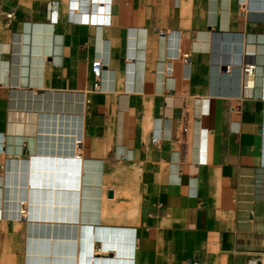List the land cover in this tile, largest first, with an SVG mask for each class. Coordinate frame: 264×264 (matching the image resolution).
Segmentation results:
<instances>
[{
	"label": "crops",
	"instance_id": "1",
	"mask_svg": "<svg viewBox=\"0 0 264 264\" xmlns=\"http://www.w3.org/2000/svg\"><path fill=\"white\" fill-rule=\"evenodd\" d=\"M1 1L0 264L56 244L77 264H264V0H111L103 25L69 0ZM75 153L79 186L57 195ZM33 159L50 182L34 197L61 198L46 218L29 216Z\"/></svg>",
	"mask_w": 264,
	"mask_h": 264
},
{
	"label": "bare ground",
	"instance_id": "2",
	"mask_svg": "<svg viewBox=\"0 0 264 264\" xmlns=\"http://www.w3.org/2000/svg\"><path fill=\"white\" fill-rule=\"evenodd\" d=\"M69 1H70V6L68 8V17H70L71 19L77 20V21H81V22H86V23H92V24H95V25H103V24L109 23L110 16H111V8H112V2H111V0H100V1L99 0H78V3L76 2L77 0H69ZM96 2H99L100 4L110 3V9H106L105 11L103 9H99L97 12H95L94 9L92 8V6L93 5H96ZM98 22H100V23L97 24ZM101 22H104V23H101ZM99 59L101 60L102 63H104L101 58H99ZM262 63H264V62H262ZM258 68H259V66H258ZM103 70L104 69H102L101 72H100V78L102 77ZM246 71L248 72L247 73L248 74L247 75V83L250 86H252L253 83H254V65L249 63L248 66H247V70ZM258 71H259V69H258ZM259 72L260 73L262 72V77H264V68H260V71ZM261 82L263 83L264 82V79H261ZM246 86H248V85H246ZM34 119L38 120V116L34 115ZM44 120H47V119L44 118ZM56 122H57L56 123L57 130L59 129L58 130L59 133L57 134V136L60 138V140L61 139H65L67 137H68V139L70 137H73V140H76L77 139V137L79 135L78 134V130H77L78 129V116H75L74 115V116L69 117V118H66V117L58 118V120ZM50 124L51 123H48L47 125H50ZM41 133H43V132H41ZM79 144L80 143L78 142L77 143V146H79ZM74 145H75V143H74ZM78 155L77 154L76 155H73L75 157H74V160H73L74 161V166H73V170L74 171H73V177L72 178H71V175L68 176V178H67L66 165H65L66 164V160L64 159V163L65 164H64V167H62L60 165V162L62 163L63 160L61 161L59 159L58 172H57L56 177L54 176V178H56V181L55 182L54 181L52 182L53 189L54 188H57V195H60L63 191H66L67 189H70V190L73 189V190H75L79 186L78 185L79 183L77 182L78 174H76L77 173L76 171L78 170V168H77V165H78L77 163H78V158H79ZM49 156H50V154H49ZM47 163H48V161H47ZM49 164H51V163H49ZM35 165H36V163L34 164V159H33L32 160V163H31V168L33 170L31 172V176H30V179H29V183L31 184V191L29 192L30 196L27 197V199H28V205H29V208H30L29 216L31 218H34L36 216L39 219L40 217H42V218H46L47 217V214L46 213H42L41 214V212H40L41 209H45V205L47 204V201L48 202H53V204H55V202H57V200H58V202H60L61 198L58 197L56 199H54V198L48 199V197H41V196L40 197L38 196L36 198L34 197V193H35L34 192V187H35L34 185H35V183L39 184V182H40L41 187L40 186L39 187L42 188V189H45V186H44L45 184L46 185L50 184V182L44 181V177L43 176H41L42 177V180H41V177H40V180H37V182H35L36 178L39 179V174H38L39 172L37 171V174H35V171H34ZM68 165H70V164H68ZM41 168L42 169L45 168L43 166V164H42ZM37 169H38V166H37ZM50 172H52V171H50ZM71 179H73V180H71ZM45 180H47V179H45ZM27 184H28V182H27ZM35 207H36V209L38 211L37 214H35ZM37 222H36V224H37ZM30 223H31V221H30ZM38 224H39V222H38ZM31 231H32V234H33V230H31ZM113 234H115V233L113 232ZM56 236H58V235H56ZM109 237H111V234L109 235ZM30 238H31V236H30ZM58 239L59 238H57V240ZM57 243H59V242L57 241ZM64 247H67L66 249L69 250L68 253H66L68 250H66L65 253H59V251L57 252V250H55L57 248L58 249L59 248L60 249H64ZM87 247H88V245H87ZM104 247L105 248L114 247L115 248V251L117 252V254L120 257L123 256V254L125 252L123 242H121V243H117V242L112 243L111 242L110 243V240H108V242H105V246ZM71 249H72L71 246H69V245L66 246V245H62V244H56L52 248L50 247V245L47 246V247L45 245H43L42 246V252H41L42 255L40 256V258L38 256H36L35 254H32V251H31V255H29L28 258L30 257V258L33 259V257H34L35 259H41L40 264H75V263L77 264L78 251H76V254L74 252V254L76 256L75 255H71L72 254L71 252H73V251H70ZM61 251L62 250H60V252ZM85 251H82V252H85ZM91 251H92V249L90 250V252ZM90 252H88V253H90ZM37 253H38V251H37ZM129 253H130V251H129ZM84 256H86V253H84ZM84 258H86V257H84ZM106 264H109V262L107 261Z\"/></svg>",
	"mask_w": 264,
	"mask_h": 264
},
{
	"label": "built area",
	"instance_id": "3",
	"mask_svg": "<svg viewBox=\"0 0 264 264\" xmlns=\"http://www.w3.org/2000/svg\"><path fill=\"white\" fill-rule=\"evenodd\" d=\"M0 11H2V1L0 0ZM3 16H4V21L7 26L11 25L13 19L15 18V12L14 11H3ZM181 60L184 62V64H187L189 59H190V54L187 52L182 53L179 55ZM103 69V63L99 58L94 59L92 63V71L95 76V82H94V89L95 90H100L101 85L99 83L100 79V72ZM247 70V67H246Z\"/></svg>",
	"mask_w": 264,
	"mask_h": 264
},
{
	"label": "water",
	"instance_id": "4",
	"mask_svg": "<svg viewBox=\"0 0 264 264\" xmlns=\"http://www.w3.org/2000/svg\"><path fill=\"white\" fill-rule=\"evenodd\" d=\"M108 196H109V197H113V196H114V191H113V189H109V191H108Z\"/></svg>",
	"mask_w": 264,
	"mask_h": 264
}]
</instances>
